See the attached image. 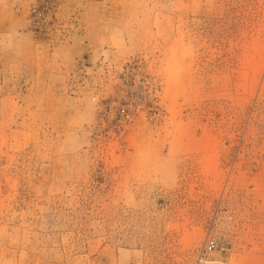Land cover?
I'll return each instance as SVG.
<instances>
[{"label": "rangeland", "instance_id": "rangeland-1", "mask_svg": "<svg viewBox=\"0 0 264 264\" xmlns=\"http://www.w3.org/2000/svg\"><path fill=\"white\" fill-rule=\"evenodd\" d=\"M0 264H264V0H0Z\"/></svg>", "mask_w": 264, "mask_h": 264}, {"label": "built area", "instance_id": "built-area-1", "mask_svg": "<svg viewBox=\"0 0 264 264\" xmlns=\"http://www.w3.org/2000/svg\"><path fill=\"white\" fill-rule=\"evenodd\" d=\"M217 244L213 240H209L206 242L205 249L207 251H214L217 249Z\"/></svg>", "mask_w": 264, "mask_h": 264}, {"label": "bare ground", "instance_id": "bare-ground-1", "mask_svg": "<svg viewBox=\"0 0 264 264\" xmlns=\"http://www.w3.org/2000/svg\"><path fill=\"white\" fill-rule=\"evenodd\" d=\"M173 83V82H172ZM174 84V83H173Z\"/></svg>", "mask_w": 264, "mask_h": 264}]
</instances>
